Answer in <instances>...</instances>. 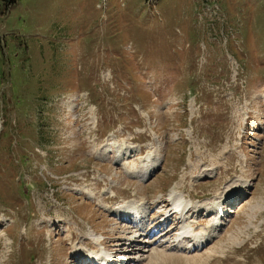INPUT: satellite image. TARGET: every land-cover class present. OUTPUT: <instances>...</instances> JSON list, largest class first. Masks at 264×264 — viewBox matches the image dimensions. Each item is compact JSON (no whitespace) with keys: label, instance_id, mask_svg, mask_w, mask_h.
Here are the masks:
<instances>
[{"label":"rangeland","instance_id":"rangeland-1","mask_svg":"<svg viewBox=\"0 0 264 264\" xmlns=\"http://www.w3.org/2000/svg\"><path fill=\"white\" fill-rule=\"evenodd\" d=\"M172 192L196 231L221 221L202 247L174 239L179 215L155 226ZM231 196L222 220L195 212ZM129 202L147 206L131 248ZM102 245L115 264H264V0L0 4V264Z\"/></svg>","mask_w":264,"mask_h":264},{"label":"bare ground","instance_id":"bare-ground-1","mask_svg":"<svg viewBox=\"0 0 264 264\" xmlns=\"http://www.w3.org/2000/svg\"><path fill=\"white\" fill-rule=\"evenodd\" d=\"M147 160L150 161V165L145 167V171L144 172L142 171V175H150L152 173V171H154L155 168L157 167L156 162L153 159H150V156H147ZM86 194L90 196L91 192H86ZM169 196H170L171 202L173 203V205L175 207V210L174 211L172 210L171 213L169 212V214L167 213L168 214L167 218L164 219L162 222L157 223L155 226H157V225L159 226L160 224L164 223L167 219H169L172 215L177 214V215H179V217L181 219L180 220L181 221V228H180L181 229V232H180L181 236H180V238L181 239L185 238V237L186 238H190L192 240V244H190L189 247L195 248L196 246L202 245V243L204 241H206V239L211 235L212 230H214L216 228V224L217 223L213 222L212 223L213 225L210 224L209 226L205 227L204 229L202 228L203 230L200 229V231H196L192 227V225H186L187 223H185V220H186L185 217H188V212L190 211L192 206H190V204H188V203H185L183 201L184 200L183 197H180L179 195H176L173 192ZM229 198L226 199L225 203L229 200ZM144 207H145V205L143 204V202L135 203V204L133 202H129V203H127V205H125V207H122V206L120 207L119 206L116 210H118L119 214L126 215L130 211H132V212L136 213V215H137L136 217H145L146 210L141 211V209H145ZM194 208H195V212L196 213H198V212L200 213L203 209H206V211H207L206 212V217H209L212 212H214L215 214L218 213V215H219V216H214V217H220L221 214H222V212L217 211V206L214 207L215 209H213V210L211 209V207H202L201 208V206H199V205H195ZM193 217H195V215H193ZM216 219H218V218H216ZM141 229H142V227H141ZM135 232H137V230ZM142 232H143V230L141 231V233ZM141 233H140V235H141ZM168 234H169V231L166 230L165 232L162 233V236H166ZM141 236L138 235V237H141ZM94 239H96V238H94ZM130 243L131 244L129 245V247H133L134 246L133 242H130ZM82 254H84V253L83 252H80V253L78 252L77 258L85 257L89 261H95V260H98L99 257L102 254H104L105 256L108 255V252H106L102 248V249H100V250H98L96 252L89 251V252L85 253V255H82ZM101 260H102V258H101ZM101 260H100V262H101ZM89 261H86V260H85V262L82 261V264H87Z\"/></svg>","mask_w":264,"mask_h":264},{"label":"trees","instance_id":"trees-1","mask_svg":"<svg viewBox=\"0 0 264 264\" xmlns=\"http://www.w3.org/2000/svg\"><path fill=\"white\" fill-rule=\"evenodd\" d=\"M15 0H0V4H3L5 6H9L10 4L14 3Z\"/></svg>","mask_w":264,"mask_h":264}]
</instances>
